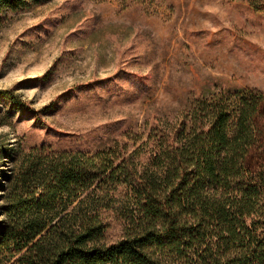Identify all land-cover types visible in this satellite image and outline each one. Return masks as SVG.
I'll list each match as a JSON object with an SVG mask.
<instances>
[{
  "label": "trees",
  "instance_id": "trees-1",
  "mask_svg": "<svg viewBox=\"0 0 264 264\" xmlns=\"http://www.w3.org/2000/svg\"><path fill=\"white\" fill-rule=\"evenodd\" d=\"M47 1L0 0V19ZM0 99L25 108L10 91ZM263 101L220 91L153 118L133 147L2 152L0 264H264V170L246 165Z\"/></svg>",
  "mask_w": 264,
  "mask_h": 264
},
{
  "label": "rangeland",
  "instance_id": "rangeland-1",
  "mask_svg": "<svg viewBox=\"0 0 264 264\" xmlns=\"http://www.w3.org/2000/svg\"><path fill=\"white\" fill-rule=\"evenodd\" d=\"M0 91L25 105L0 99V175L12 170L5 151L138 146L153 118L195 100L220 91L264 97V0H49L6 12ZM256 124L253 171L264 170V101ZM103 220L105 240H117L116 216Z\"/></svg>",
  "mask_w": 264,
  "mask_h": 264
}]
</instances>
